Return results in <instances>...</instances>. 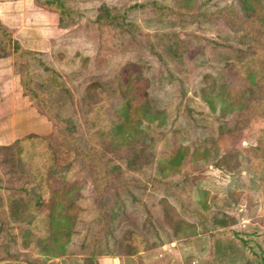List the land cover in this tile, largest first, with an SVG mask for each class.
Masks as SVG:
<instances>
[{"label":"rangeland","instance_id":"rangeland-1","mask_svg":"<svg viewBox=\"0 0 264 264\" xmlns=\"http://www.w3.org/2000/svg\"><path fill=\"white\" fill-rule=\"evenodd\" d=\"M59 1L64 8L49 0L45 10L0 0L11 45L33 52L28 88L40 92L37 105L64 127L32 106L19 82L14 140L36 134L43 141L25 143L29 160L20 169L14 140H0V264L41 257L22 246L27 223L12 216L11 205L32 195L39 180L54 186L55 174L78 186L64 196L75 221L64 249L42 264H264V185L237 152L253 145L255 132L227 134L233 113L222 115L219 107L212 113L201 96L204 76H226L224 64L239 49L248 51V38L220 19L174 18L139 5L155 1L204 13L230 6L239 14L243 0ZM248 1L264 9V0ZM103 10L125 13L114 22ZM166 32L177 34L179 48ZM12 57L19 74L23 62ZM129 71L147 81V95L130 109L131 126L109 139L93 120L124 109L119 86ZM3 89L6 98L10 87ZM179 147L174 163L169 158ZM99 160L118 182L100 191L91 178ZM195 212L206 216L204 226ZM220 216L230 223L211 222ZM186 223L196 224L197 233L189 234Z\"/></svg>","mask_w":264,"mask_h":264},{"label":"trees","instance_id":"trees-1","mask_svg":"<svg viewBox=\"0 0 264 264\" xmlns=\"http://www.w3.org/2000/svg\"><path fill=\"white\" fill-rule=\"evenodd\" d=\"M33 1L47 8L51 7L53 2L59 9L64 8L59 0H50L51 5L49 0ZM250 2L248 0L242 1L243 11L239 12V14L237 12L234 13L233 8L230 6H224L204 13L201 11H189L155 1L143 2L139 5L140 7L151 5L154 13L165 16L171 15L174 18H180L183 15H196L204 19H220L226 21V24L232 27V31L240 34L241 38H248V51L239 49L240 51L234 56V60L224 64V70L228 73L226 76L219 81L212 79L208 75L204 76V81L206 82L202 88L201 96L212 113L216 112L217 107H219V113L222 115L233 113L234 117L231 120L227 134L234 132L244 136L245 132H255L253 145L249 148L238 149L237 152L252 167L258 184L264 185V9H261L262 7L259 4H256L255 8ZM124 13L110 16L107 10H103L100 15L108 16V21L112 19L115 22ZM164 35L173 36L176 48L180 47L176 33L166 32ZM9 50H11L17 62L19 59L23 62V69L18 74L19 82L23 93L28 96L32 106L39 112L44 113L53 123L64 128L59 121L50 116L47 108L44 109L41 105H37L36 97L39 96L40 92L30 87L28 88V84H32L33 78L29 72L32 68V63L27 58L32 56L33 52L21 48L17 43L11 45V32L0 21V57L4 56L6 51ZM35 60L37 64H42V61L38 58ZM44 68L47 69L46 66ZM131 72H127V78L125 76L119 86L120 101L125 105L124 109H120L119 113L116 112L108 120L104 119L103 113L99 115L98 119L93 120L96 125H102V129H104V133L107 134L106 136L109 139L119 136L131 126L129 123L134 120L130 118V109L137 101H141L147 95L145 90L147 81L138 71L135 73ZM53 79L50 75V80L54 81ZM130 94L132 95L131 100L129 99ZM44 105H48L47 102ZM135 120L137 121V119ZM34 138L39 142L43 141L36 134H30L24 139H16L12 142V146L17 153L18 167L20 169H22L23 162L29 160L28 151L24 149L26 147L25 143L34 140ZM181 151L182 148L180 147L178 150L176 149L174 158H169V160L174 159L175 163ZM94 153V151L88 152L92 159ZM88 154H86L87 157ZM87 159L90 161V158ZM98 162L99 166H94L96 170L91 173V178L98 191H100L104 184L118 182L112 178L114 175L102 166L101 161L99 160ZM44 163H46L45 160ZM54 176L56 177L54 186L51 187L46 181L39 180L38 187L32 195H28L24 199L15 200L11 205L12 216L27 223V227L21 233L22 246H32L41 255L39 259L28 258L27 261L32 264H42L48 257L56 256L58 252L60 253L69 237V227L75 221V213H72L71 210L72 204L66 203L67 200L64 196L75 193L78 186L75 183L66 185L60 174H55ZM99 180L102 181L101 186H99ZM25 204L26 206L29 204V211H27V208H23ZM24 213L27 214L24 215ZM195 214L199 216L198 222L204 226L207 220L205 219L206 216L201 215L199 212H195ZM211 222L218 226H226L230 223L227 217L223 216L216 217ZM186 224L189 234L197 233L196 224Z\"/></svg>","mask_w":264,"mask_h":264},{"label":"crops","instance_id":"crops-1","mask_svg":"<svg viewBox=\"0 0 264 264\" xmlns=\"http://www.w3.org/2000/svg\"><path fill=\"white\" fill-rule=\"evenodd\" d=\"M7 3L16 2L14 5H22L23 7L28 3H33L32 5H37L40 8H44L43 5L35 3L33 0H4ZM28 1V2H27ZM27 2V3H26ZM42 6V7H41ZM47 7H45L46 10ZM47 11H49L47 9ZM28 13V12H27ZM24 14V12L22 13ZM26 14V11H25ZM1 20V19H0ZM24 23V22H23ZM19 27V26H18ZM31 28V27H30ZM35 30L36 28H31ZM31 29V36H35ZM36 34V33H35ZM34 38V37H32ZM30 49V48H29ZM0 73L4 74V77H0V140L10 144L15 138H18L20 124L16 121L19 119V107H18V92H19V78L18 73L14 72L13 69V57L12 53H7L4 56L0 57ZM3 87H10V90H6V98H3ZM4 121H10V124L3 123ZM6 136V139H5ZM0 141V143L2 142ZM7 146V145H6ZM100 264V262H98Z\"/></svg>","mask_w":264,"mask_h":264}]
</instances>
